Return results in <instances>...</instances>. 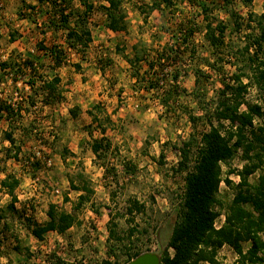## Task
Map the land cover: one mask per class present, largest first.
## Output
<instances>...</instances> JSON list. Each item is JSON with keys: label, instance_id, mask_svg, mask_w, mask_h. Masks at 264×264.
<instances>
[{"label": "rangeland", "instance_id": "1", "mask_svg": "<svg viewBox=\"0 0 264 264\" xmlns=\"http://www.w3.org/2000/svg\"><path fill=\"white\" fill-rule=\"evenodd\" d=\"M88 2L93 5L88 20L92 41L84 52L78 53L65 45L60 32L51 35L39 30L44 8L32 14L25 9V5H36V0H0V63L9 61L17 64L22 59L38 55L37 61L40 60L41 54L36 48L40 41L46 46L60 45L65 57L63 66L55 72L61 78L59 87L62 94L61 101L55 105H44L43 97L35 95V90L30 93L25 80L17 77L15 84V67L4 72L0 70V100L28 109L13 123L0 115V181L9 175L19 180L15 190V213L8 211L10 197L0 190V214L4 217L0 221V260L4 264H105V261H115L112 255L116 256L119 264H124L127 254L123 245L131 249L129 254L136 250L141 254H159L156 229L159 228V236L166 233L164 223L183 188L184 174L172 171L180 159L177 149L192 131L178 107H194L195 101L180 95L177 98L178 116L166 113L158 97L173 83L171 78L167 79L166 89L149 92L145 81L141 84L134 82L131 75L136 66L131 71L123 55L133 57L132 47L136 45L140 56L152 61L159 51L178 42L183 28H189L194 32L191 38L195 45L191 49L194 55L190 57L185 51L179 52L180 55L176 52V56L172 53L170 56H173L175 64L165 58L162 67L170 71V75H182L176 84L179 90L191 92L194 89L193 72L196 68L203 71L200 87L206 99L215 97L220 88L216 73L204 62V59H209L210 63L219 60H214L212 50L203 38L204 22L199 7L202 0L185 4L171 0L167 6L162 0H156L159 7L150 13L148 7L153 0H126L125 32L107 29L103 11L107 6L106 0ZM231 2L229 13L216 8L212 16L227 23L225 42L232 49H239L244 45L245 34L250 32L245 26L249 13L262 14L264 0H252L249 5H244L242 0ZM71 6L83 10L78 0H73ZM28 13L33 17L26 18ZM232 14L239 17L240 30H234ZM10 33L16 36L13 42L9 39ZM117 48L123 50V54L118 53ZM74 63L80 65L79 70L72 67ZM220 64L228 74L233 72L226 62H217ZM40 65H44L42 69ZM48 67L51 65L46 61L38 64V73L52 77L55 73ZM139 67V73L144 75L147 62ZM160 70L158 65L154 66L148 76L144 75L145 79H155ZM38 85L35 86L36 91ZM140 91L142 94L134 95ZM30 95L33 107L28 105ZM246 99L258 103L264 111V96L255 88L249 89ZM94 106L98 107L96 112L101 121L105 116L110 121L103 123V127L106 129L104 137L111 147L100 157L90 150L92 142L101 137L97 124L92 123L88 114L95 111ZM70 110L76 111V117L70 114ZM196 113L201 112L198 110ZM202 129L199 123L196 131ZM10 131L20 151L17 160L12 158L15 146H10L4 138V134ZM160 152L164 155L161 161ZM230 165L239 169L242 166L240 157L237 156ZM78 174L84 176L93 191L91 201L76 211L79 224L63 235L47 233L43 240H37L25 219L39 225L44 223L48 219L49 204L58 210L70 211L79 192L70 190L68 179L72 178L78 184ZM229 179L231 187L221 184L219 188V199L224 205L233 198L239 181L235 175ZM255 180L256 175L250 178V182ZM65 195L69 202L64 204L62 198ZM132 200L142 203L144 208L141 213L132 215L133 223H130L126 207ZM110 219L112 225L108 223ZM223 219L221 213L216 221L217 228ZM132 226L146 229L148 234H135L119 244L112 240L108 242V227L125 236ZM15 245L23 253L16 251ZM218 258L224 264H231L236 261V254L225 246L218 252Z\"/></svg>", "mask_w": 264, "mask_h": 264}, {"label": "trees", "instance_id": "2", "mask_svg": "<svg viewBox=\"0 0 264 264\" xmlns=\"http://www.w3.org/2000/svg\"><path fill=\"white\" fill-rule=\"evenodd\" d=\"M78 1L83 10L74 9L71 6L73 0H36V5H25V9L32 14L44 8V19L39 30L51 35L60 32L63 42L70 50L82 53L92 41L88 20L93 5L88 0ZM124 1L126 0H106L107 6L103 7L107 18L106 27L112 32L127 30ZM177 1L185 4L192 3L193 0ZM162 2L166 6L171 4V0H162ZM242 2L244 5H249L252 0H242ZM231 5V0H202L199 4L204 22L203 38L212 50L214 60H219L217 62L220 63L226 62L233 68V72L228 74L223 64L217 65L216 61L210 63L209 59H204L205 65L219 78L220 88L212 99H206L200 87V77L203 74L200 69H194V89L188 92L179 90L176 85L182 77L180 73L170 75V71L162 67L166 59L171 64L172 62L175 64L173 56L172 58L170 56L172 53L176 56V52L180 55L179 52L185 51L189 52L190 57L194 55L191 51L195 47L191 41L194 32L192 33L189 28H183L182 37L178 38V42L165 47L164 51H159L152 61L148 57L140 56L136 45L132 47L133 57L123 55L131 71L136 66L131 75L135 79L134 82L140 84L146 82L145 88L149 92L166 89L167 79L171 78L173 83L168 85L164 93L158 97L166 113L178 116L176 115L179 106L177 98L180 95L195 101L194 107L189 105L178 107L186 116L192 131L178 147L180 159L172 169L175 174H184L182 192L164 223L166 233L159 236V228L155 233L160 264H224L219 260L218 252L225 246L236 254V261L231 264H264V111L258 103L246 99L250 88H255L261 96H264V12L260 15L249 13L245 26L250 32L245 34L244 45L239 49H232L225 42L227 23L219 20L217 16H212L216 8L229 13ZM158 7L159 4L153 0L148 7L149 13ZM31 14L28 13L25 17L32 18ZM143 15L146 17L147 14L143 12ZM231 18H233L234 30H240L242 24L239 17L232 14ZM15 38L14 33L9 34L11 42ZM36 46L42 59L37 61L40 57L38 55L36 58L22 59L17 64L2 62L0 70L4 72L7 68L15 67L13 80L15 84L17 77L25 80L24 84L28 85L30 93L35 90V95L37 93L38 96L43 97L44 105H55L62 98L59 87L61 78L55 72L65 62L64 51L60 45L46 46L42 41ZM116 50L123 54V50L118 48ZM42 60L51 65L48 69L55 73L52 77L38 73L37 67L38 64L43 63ZM145 61L147 62L145 76H148L156 65L161 69L153 80H146V77L139 73L141 68L139 66ZM40 66L42 69L44 65ZM72 67L75 70L80 69L78 63H74ZM25 76H28V79H25ZM36 84H39L37 91ZM30 100L28 105L33 107L34 101L31 95ZM94 108L95 111H89L88 114L92 123L97 124L101 137L92 142L90 150L95 156L100 157L111 147L108 139L104 137L106 129L103 127V123L110 121L108 116L101 121L96 112L98 107L94 106ZM27 110L0 100V115L9 123L22 118L23 112ZM198 110L201 113H196ZM75 112L70 110L73 117H76ZM199 123L202 124L203 129L197 132ZM4 138L10 146H15L11 131L5 133ZM15 148L16 152L12 158L17 160L20 151L19 147L15 146ZM237 156L240 157L242 166L239 169L231 168L230 164ZM159 158L160 161L164 159L163 152H160ZM223 167H226L225 171ZM231 175L237 176L239 181L235 186L233 198L224 205L219 199V188L221 184L232 186V181L229 179ZM254 175L256 180L250 182V178ZM78 182L75 184L72 178L68 179L70 190L79 192L78 199L71 206L70 211L58 210L55 205L49 204L46 212L48 219L44 223L39 225L30 219H25L33 237L41 241L47 233L63 235L79 224L76 211L84 203L91 201L93 191L81 174H78ZM18 186L19 180L14 176H6L0 181V190L5 191L10 197V204L7 207L9 212L15 213L17 203L15 190ZM62 202L64 204L69 202L66 195L62 198ZM143 208L142 203L136 200L130 201L126 207V215L130 216L128 221L133 223L132 215L135 212L141 213ZM221 213L224 219L217 228L215 223ZM3 218L0 214V221ZM108 223L113 224L111 219ZM135 234H148V231L132 226L125 236H121L116 234L113 227H108V242L112 240L119 244L125 239H131ZM123 247L127 254V261L124 264L141 254L138 250L129 254L131 249L126 248L125 245ZM15 250L23 253L17 245ZM112 258L115 259L114 262L105 261V264H119L115 255H112ZM56 260L59 262V259Z\"/></svg>", "mask_w": 264, "mask_h": 264}, {"label": "water", "instance_id": "3", "mask_svg": "<svg viewBox=\"0 0 264 264\" xmlns=\"http://www.w3.org/2000/svg\"><path fill=\"white\" fill-rule=\"evenodd\" d=\"M126 264H160V256L156 253L146 252L138 255Z\"/></svg>", "mask_w": 264, "mask_h": 264}, {"label": "crops", "instance_id": "4", "mask_svg": "<svg viewBox=\"0 0 264 264\" xmlns=\"http://www.w3.org/2000/svg\"><path fill=\"white\" fill-rule=\"evenodd\" d=\"M138 94H142V92L140 91L139 93H136V92H134V95H138ZM137 107V105H134V107ZM120 110V109H119ZM109 114H111V112H108ZM115 113H117V112H115Z\"/></svg>", "mask_w": 264, "mask_h": 264}, {"label": "clouds", "instance_id": "5", "mask_svg": "<svg viewBox=\"0 0 264 264\" xmlns=\"http://www.w3.org/2000/svg\"><path fill=\"white\" fill-rule=\"evenodd\" d=\"M0 264H4V262L2 260H0Z\"/></svg>", "mask_w": 264, "mask_h": 264}, {"label": "built area", "instance_id": "6", "mask_svg": "<svg viewBox=\"0 0 264 264\" xmlns=\"http://www.w3.org/2000/svg\"><path fill=\"white\" fill-rule=\"evenodd\" d=\"M215 227H216V223H215Z\"/></svg>", "mask_w": 264, "mask_h": 264}]
</instances>
